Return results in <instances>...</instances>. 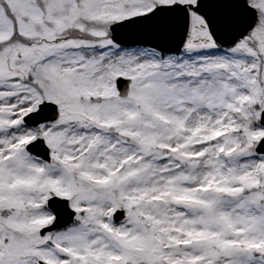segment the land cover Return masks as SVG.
<instances>
[{
    "label": "snow or ice",
    "instance_id": "obj_1",
    "mask_svg": "<svg viewBox=\"0 0 264 264\" xmlns=\"http://www.w3.org/2000/svg\"><path fill=\"white\" fill-rule=\"evenodd\" d=\"M0 264H264V0H0Z\"/></svg>",
    "mask_w": 264,
    "mask_h": 264
}]
</instances>
